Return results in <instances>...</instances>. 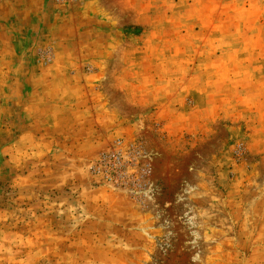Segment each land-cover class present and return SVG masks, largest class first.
Here are the masks:
<instances>
[{
  "label": "rangeland",
  "instance_id": "rangeland-1",
  "mask_svg": "<svg viewBox=\"0 0 264 264\" xmlns=\"http://www.w3.org/2000/svg\"><path fill=\"white\" fill-rule=\"evenodd\" d=\"M127 58L174 87L150 107ZM64 75L76 144L27 136L20 91ZM116 140L122 184L90 171ZM261 221L264 0H0V264H260Z\"/></svg>",
  "mask_w": 264,
  "mask_h": 264
},
{
  "label": "crops",
  "instance_id": "crops-1",
  "mask_svg": "<svg viewBox=\"0 0 264 264\" xmlns=\"http://www.w3.org/2000/svg\"><path fill=\"white\" fill-rule=\"evenodd\" d=\"M127 59L129 60V62L131 61L130 60L131 58L130 59L127 58ZM127 59L125 60L126 61L125 63H128ZM170 59L171 58L167 60ZM144 60H146V58H139L135 62L131 61V63H133L137 68L135 67L132 69L128 68L127 80L130 81V83L128 82V89L132 91L130 86L135 87L136 85L137 87H140V89L143 92H146L149 89L150 90L148 95L149 102L148 104L147 102H144V105L147 104L150 107H152L153 106L152 103L155 102V100H153L152 98L153 95L155 96L156 94L154 92H157V94H159L158 91L159 89H161V87H163L164 84H165L164 85L165 89L166 87L171 89L172 87H174V84L169 85L168 83H166V79H164L163 77L166 76L167 78L170 79L171 83H174L175 72L174 74L170 75L171 77L165 74L163 75L160 72L158 74H153L152 72H149L150 71L149 68L152 67H149L144 62ZM171 61L172 63L170 64L174 65L175 71L179 73L183 71V65H184L183 61L185 62V59H183L181 52H178V55H176L175 58H172ZM163 64H164L163 62H161V64L154 63V65H156L157 67L162 65V68H163ZM141 69L149 70V71H145V75L143 76V78H141L139 74L137 73L135 74L136 71H140ZM129 73L131 74L129 75ZM70 75L67 76L64 75L65 80L71 82L69 89L67 90L66 88L65 91L62 90L54 91L52 94L46 91L38 92L39 90H35L32 87L25 88L20 91V95H19L20 98L16 101V105L22 116V123H21L22 129L24 128L25 131L27 129L28 132L27 136H29L28 134L33 135L35 133V126H36L37 134L35 133L34 136L40 135L41 137L44 138L51 137L53 143L62 140L64 141V144H66L67 142L69 144H76L75 143L76 138L79 137L80 134L75 130L77 131L79 130L78 124L80 123V120L78 118H74L73 115L77 114L78 112L79 113L87 112V109L84 107L87 104L88 96L83 92L78 91L75 88V84L73 83L76 81V79L72 78ZM52 81H53L52 82L53 86H55L54 84L58 81V79H53ZM145 95L147 94H143V96ZM132 96L136 97L139 95L136 92V94ZM37 112L47 114L46 119L48 124L46 126L38 125L37 122L38 121L39 123L42 122L41 119L43 118L40 115H39L40 117H38ZM72 134H77V135L72 136ZM24 135L22 136V138L24 137ZM99 139L100 140L96 139L94 143L101 142L102 140L101 137H99ZM260 227H261V231L259 234L260 236L258 237L257 244L253 249L254 250L253 255L260 258V262H261L260 264H264V242L262 241L264 238V223L262 221L260 222Z\"/></svg>",
  "mask_w": 264,
  "mask_h": 264
},
{
  "label": "built area",
  "instance_id": "built-area-1",
  "mask_svg": "<svg viewBox=\"0 0 264 264\" xmlns=\"http://www.w3.org/2000/svg\"><path fill=\"white\" fill-rule=\"evenodd\" d=\"M58 1L61 2V0ZM122 145L123 143L121 141L116 140L113 146L115 148L114 150L112 149L102 154L92 163L90 171L93 176L109 178L112 179V182L118 184L125 183V179L131 175L128 171L130 163H128L127 151L133 155L131 162L139 158L142 152L136 144L129 145L127 150H124Z\"/></svg>",
  "mask_w": 264,
  "mask_h": 264
}]
</instances>
